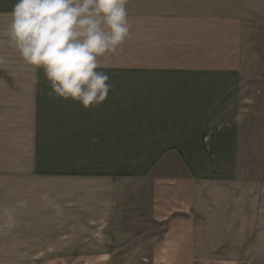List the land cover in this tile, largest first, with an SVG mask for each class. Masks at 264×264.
Masks as SVG:
<instances>
[{
  "label": "crops",
  "instance_id": "obj_1",
  "mask_svg": "<svg viewBox=\"0 0 264 264\" xmlns=\"http://www.w3.org/2000/svg\"><path fill=\"white\" fill-rule=\"evenodd\" d=\"M15 2L0 0V21L7 26ZM178 4L128 0L130 35L119 50L99 58L114 87L98 106L85 109L49 95L43 69L29 65L25 174L34 180L25 182L24 227L126 232L110 243L103 261L91 264H134L145 243L152 247L149 264H191L200 232H209V248L222 232H248L233 216L239 201L233 190L241 185L234 180L240 174L241 74L233 66L176 63L179 58L153 53L177 30L201 26L191 24L200 18ZM7 26L0 37H7L13 53ZM139 60L173 63H134ZM117 158V165L108 163ZM165 158L178 162V175L159 174ZM128 185H135L134 197L121 193Z\"/></svg>",
  "mask_w": 264,
  "mask_h": 264
},
{
  "label": "rangeland",
  "instance_id": "obj_2",
  "mask_svg": "<svg viewBox=\"0 0 264 264\" xmlns=\"http://www.w3.org/2000/svg\"><path fill=\"white\" fill-rule=\"evenodd\" d=\"M182 1L176 7L199 17L191 24L201 26L177 30L167 41L162 39L153 53L179 58L176 63L238 68L240 174L234 180L241 185L233 190L239 197L233 216L237 225L248 230L222 232L214 248L205 241L209 232H200L203 241L192 245L191 264H264V0ZM6 26L7 22L0 21V28ZM7 41L0 37V264L99 263L110 243L113 246L126 232H31L24 227L25 182L32 179L25 174L30 167V122L24 84L30 67L17 50L9 53ZM118 160L108 163L117 165ZM164 163L167 166L160 167L159 174L174 171L178 175L177 161L165 158ZM132 187L120 191L134 197ZM141 233L130 234L144 236ZM151 249L150 243L143 244L134 264H149Z\"/></svg>",
  "mask_w": 264,
  "mask_h": 264
},
{
  "label": "clouds",
  "instance_id": "obj_3",
  "mask_svg": "<svg viewBox=\"0 0 264 264\" xmlns=\"http://www.w3.org/2000/svg\"><path fill=\"white\" fill-rule=\"evenodd\" d=\"M128 0H16L6 35L23 61L42 68L49 95L85 109L113 89L100 57L130 35ZM39 78L33 76V84Z\"/></svg>",
  "mask_w": 264,
  "mask_h": 264
}]
</instances>
